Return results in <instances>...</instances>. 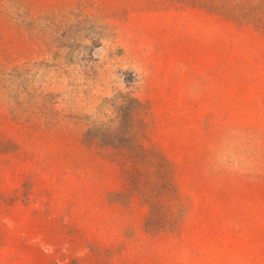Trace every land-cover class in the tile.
Masks as SVG:
<instances>
[{"label": "rangeland", "instance_id": "374dc122", "mask_svg": "<svg viewBox=\"0 0 264 264\" xmlns=\"http://www.w3.org/2000/svg\"><path fill=\"white\" fill-rule=\"evenodd\" d=\"M0 264H264V0H0Z\"/></svg>", "mask_w": 264, "mask_h": 264}]
</instances>
